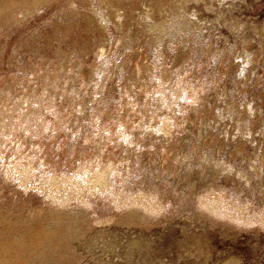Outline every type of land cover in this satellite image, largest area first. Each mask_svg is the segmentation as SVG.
I'll list each match as a JSON object with an SVG mask.
<instances>
[{
	"label": "rangeland",
	"instance_id": "rangeland-1",
	"mask_svg": "<svg viewBox=\"0 0 264 264\" xmlns=\"http://www.w3.org/2000/svg\"><path fill=\"white\" fill-rule=\"evenodd\" d=\"M0 264H264V0H0Z\"/></svg>",
	"mask_w": 264,
	"mask_h": 264
}]
</instances>
